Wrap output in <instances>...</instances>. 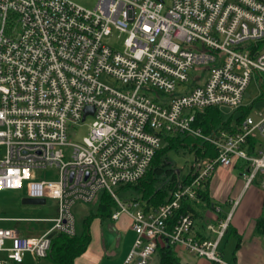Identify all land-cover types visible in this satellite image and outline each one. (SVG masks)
<instances>
[{
  "label": "built area",
  "instance_id": "built-area-1",
  "mask_svg": "<svg viewBox=\"0 0 264 264\" xmlns=\"http://www.w3.org/2000/svg\"><path fill=\"white\" fill-rule=\"evenodd\" d=\"M162 10V0H97L91 9L0 0V190L56 202L52 226L39 236L0 227V264L46 257L51 232L75 234L74 204L102 193L115 201L111 219L126 214L135 234L123 264H148L164 245L230 264L218 244L233 208L209 227L210 239L191 234L190 214L173 216L182 201L198 199L216 167L241 164L244 188L264 193V104L255 118L207 134L193 125L197 110L250 108L242 101L254 75L262 88L264 0H171ZM121 36V51L105 41ZM87 118L81 142H69L67 130ZM176 134L208 143L213 155L193 160L168 201L123 203L116 189L140 180L162 139Z\"/></svg>",
  "mask_w": 264,
  "mask_h": 264
},
{
  "label": "crops",
  "instance_id": "crops-1",
  "mask_svg": "<svg viewBox=\"0 0 264 264\" xmlns=\"http://www.w3.org/2000/svg\"><path fill=\"white\" fill-rule=\"evenodd\" d=\"M240 166L241 164L238 163L232 168L226 169L216 167L214 169L206 182L208 199L211 201L212 205L210 207L205 205L206 209L200 211L199 205L201 201L199 199L193 201L194 207L191 212L193 215V227L191 234L196 238H212L213 234L209 230V227L215 225L218 220L223 218L233 208L227 232L230 230L235 236V247L232 250V257H228V259H225L219 252L222 259L230 264H262L264 263V244H262L258 237L260 234L256 231L254 222L261 215L264 193L257 184H252L251 186L244 188L240 174L242 167ZM178 178L183 179L181 175H178ZM120 191L122 192L121 194H123L121 197L122 199H120L119 196L118 198L125 204L132 200V198L127 195L131 194L135 196L132 190H119L118 193ZM23 196L25 197L24 193ZM100 196L94 202L75 203L73 206L75 207L73 209L74 213L76 211V214L74 215V235L78 236L86 231L89 241L85 250L73 259L72 264H123L131 249L133 242L132 235L134 234L130 228L129 217L124 214L125 218L123 217L120 219L119 217L117 220H112L111 217L107 216L105 213H99L98 203ZM236 200L238 203L233 207ZM85 204L89 206L86 207ZM115 209L116 204L112 212H114ZM0 217L3 218V220H0V223L8 221H16L18 223L23 221L22 219L6 218L1 215ZM77 219L80 220V222H78ZM50 221L46 220L45 222L49 223ZM76 222L78 230L75 229ZM50 223L37 230L27 228L24 233L26 235H23L18 229L17 231L25 237L39 236L52 226ZM2 228L15 229L16 227ZM223 237H225V235ZM160 247L161 246H159L151 256L148 264H157L159 258L158 249ZM170 247L177 259L176 264H215L205 258L190 254L179 246ZM3 256V253H0V257ZM5 264L55 263L49 256L44 258H34L30 254H24L20 263H12L8 261L5 262Z\"/></svg>",
  "mask_w": 264,
  "mask_h": 264
},
{
  "label": "trees",
  "instance_id": "trees-1",
  "mask_svg": "<svg viewBox=\"0 0 264 264\" xmlns=\"http://www.w3.org/2000/svg\"><path fill=\"white\" fill-rule=\"evenodd\" d=\"M248 109L247 107L241 110V115L237 121L240 120L243 115L247 114L245 110ZM229 121V118L222 119L218 109L205 108L196 111L193 125L199 127L204 134H207L221 124L227 126ZM166 139V144L156 151L144 176L134 184H126L116 189V191L132 190L133 194H135V196L131 197L132 200L141 202L145 209L168 201L169 193L179 179L178 174L167 167L168 161L163 159V153L166 150H177L178 147H183L188 153L192 152L194 154V160L213 155V149L208 143L201 142L189 136L184 135L183 140H179L175 136H170ZM190 176L191 168L189 167L187 174L183 177V181L187 182ZM166 180L167 183L162 185ZM157 183H159V186ZM204 186L198 194V199L201 201V205L205 204L210 207L212 203L208 199L206 183ZM114 207L115 201L113 198L107 193H102L98 203L99 213H105L110 217ZM193 207V201H182L180 208L174 214L173 218H177L180 214H190L193 219V215L191 214ZM254 226L259 234L264 235V202L261 215L255 220ZM88 241L89 237L86 231L78 236H67L61 233L54 234L47 256H49L55 264H72L73 259L85 250ZM158 251L159 258L157 264L177 263V259L169 245L161 246Z\"/></svg>",
  "mask_w": 264,
  "mask_h": 264
},
{
  "label": "rangeland",
  "instance_id": "rangeland-1",
  "mask_svg": "<svg viewBox=\"0 0 264 264\" xmlns=\"http://www.w3.org/2000/svg\"><path fill=\"white\" fill-rule=\"evenodd\" d=\"M72 1L82 5L83 7L90 9L93 8L95 3L97 2V0H72ZM162 1H163L162 12L164 13L166 9L170 6L171 0H162ZM122 39L123 36H121L120 40L117 42L115 41L114 37L113 38L108 37L105 39V41L107 43L113 44L112 46L115 50L121 51L123 50V46L121 44ZM195 73H199V72L195 71ZM257 81H258V75H254L245 90V94H247L248 97H245L242 101L244 106H248V105L251 106L248 110L245 111L247 112L248 115H250L253 118H255V111L260 109L264 104L263 102L264 83L262 88H260L257 84ZM114 85L116 86L117 84ZM177 89L178 88H176L175 91H177ZM161 99H163V97H161ZM218 111L222 119L229 118L230 120L229 124L231 126L235 124V122L241 115L239 109L231 110L228 107H219ZM91 120H92L91 118H87L84 124H81L80 126L79 125L75 126L73 129L69 128L67 130L68 141L71 143L81 142L82 137L85 136L87 132V127L90 124ZM174 136L179 140H183L184 135L176 134ZM164 144H165V140L162 139L161 148L162 146H164ZM163 159L168 161V165H167L168 168L172 169L179 176L181 175L182 177H184L187 174V171L189 170V167L194 160V154L192 152L188 153L187 151H185V149H183V147H178L177 150L175 149L166 150L163 153ZM50 173L52 174V172ZM48 178H53V176H48ZM157 185L159 186V183H157ZM121 193H122L121 191L118 193L120 199H122L121 197L123 195ZM127 196L133 197V195L131 194ZM22 198H24V196H23V192L20 190H0V215L6 218L23 220L18 223L16 221L2 222L0 223V227H12V228L16 227L15 228L16 230L18 229L19 231L22 232L23 235H26L24 233L27 228H30L32 230H37L46 225H49V223L51 222L50 220L56 215V202L52 199H47L45 200L44 204H24L21 201ZM85 206L88 207L89 205L85 204ZM74 208L75 207H73V209ZM73 209L72 212L75 215L76 211L74 213ZM199 209L200 211L205 210L206 209L205 204L203 205L200 204ZM123 217L125 218V215L121 214L120 219ZM35 220H42V221H35ZM46 220H49L50 222L49 223L45 222ZM78 222H80V220H78ZM75 229L78 230L77 222L75 223ZM229 232L225 233V237H223V239L219 242L220 244L218 247V251L224 256L225 259H228V257H232V250L235 247L236 238L230 230ZM132 237L134 241L135 234L132 235ZM258 237L260 238L262 244H264V235L260 234V236Z\"/></svg>",
  "mask_w": 264,
  "mask_h": 264
},
{
  "label": "water",
  "instance_id": "water-1",
  "mask_svg": "<svg viewBox=\"0 0 264 264\" xmlns=\"http://www.w3.org/2000/svg\"><path fill=\"white\" fill-rule=\"evenodd\" d=\"M93 110V107H86L83 111H84V115H83V118L84 116L87 114V113H91ZM22 203L24 204H44L45 203V200L44 199H34V198H27V197H24L22 198ZM54 235V232H51L49 234V238L53 237Z\"/></svg>",
  "mask_w": 264,
  "mask_h": 264
}]
</instances>
